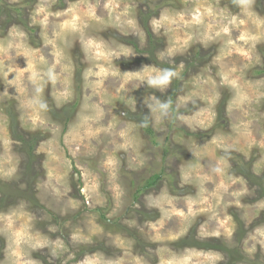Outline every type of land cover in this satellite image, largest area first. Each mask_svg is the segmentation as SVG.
I'll return each instance as SVG.
<instances>
[{
	"label": "clouds",
	"instance_id": "clouds-1",
	"mask_svg": "<svg viewBox=\"0 0 264 264\" xmlns=\"http://www.w3.org/2000/svg\"><path fill=\"white\" fill-rule=\"evenodd\" d=\"M0 264H264V0H0Z\"/></svg>",
	"mask_w": 264,
	"mask_h": 264
},
{
	"label": "rangeland",
	"instance_id": "rangeland-1",
	"mask_svg": "<svg viewBox=\"0 0 264 264\" xmlns=\"http://www.w3.org/2000/svg\"><path fill=\"white\" fill-rule=\"evenodd\" d=\"M137 63H139V61H137Z\"/></svg>",
	"mask_w": 264,
	"mask_h": 264
}]
</instances>
